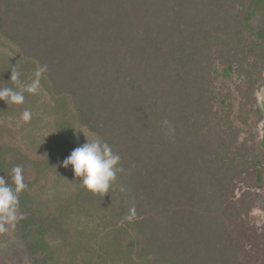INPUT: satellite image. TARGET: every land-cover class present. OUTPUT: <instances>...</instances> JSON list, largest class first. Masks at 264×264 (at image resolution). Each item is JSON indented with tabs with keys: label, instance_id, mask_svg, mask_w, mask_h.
I'll return each instance as SVG.
<instances>
[{
	"label": "trees",
	"instance_id": "obj_1",
	"mask_svg": "<svg viewBox=\"0 0 264 264\" xmlns=\"http://www.w3.org/2000/svg\"><path fill=\"white\" fill-rule=\"evenodd\" d=\"M0 48V87L47 65L38 94L0 101V176L28 185L0 264H236L217 212L259 168L232 98L256 99L264 0H0ZM93 136L124 169L104 197L62 165Z\"/></svg>",
	"mask_w": 264,
	"mask_h": 264
},
{
	"label": "rangeland",
	"instance_id": "obj_2",
	"mask_svg": "<svg viewBox=\"0 0 264 264\" xmlns=\"http://www.w3.org/2000/svg\"><path fill=\"white\" fill-rule=\"evenodd\" d=\"M0 49L3 55L13 57ZM226 80L230 81L219 77L217 83ZM232 81L238 84L236 77ZM257 89L254 101L244 103L245 100H239L234 92L232 102L235 115L243 118L241 122L234 117L241 128L240 141H245L249 156L258 162L259 168L240 170L235 174L230 189L223 191L226 204L217 212L219 219L233 228L226 232L224 240L235 247L236 264H264V74ZM241 103H244L243 107ZM240 221L242 225L237 226Z\"/></svg>",
	"mask_w": 264,
	"mask_h": 264
},
{
	"label": "clouds",
	"instance_id": "obj_3",
	"mask_svg": "<svg viewBox=\"0 0 264 264\" xmlns=\"http://www.w3.org/2000/svg\"><path fill=\"white\" fill-rule=\"evenodd\" d=\"M47 72V65L36 68L34 79L23 84L21 74L16 66L11 68L12 87H0V101L7 105L22 106L25 103V92L36 95L41 88V78ZM24 122L31 119V112L24 109L20 117ZM161 127L171 136L175 129L167 119L161 121ZM121 157L112 146L99 136L86 138V143L76 147L62 165L71 167L74 176L79 179L85 190L93 195L104 197L115 185L117 176L124 171L120 166ZM28 189L25 182L24 168L15 165L10 172V180L0 176V235L14 231L26 216L20 210L21 195ZM123 191V189H121ZM135 218V209L126 217Z\"/></svg>",
	"mask_w": 264,
	"mask_h": 264
}]
</instances>
